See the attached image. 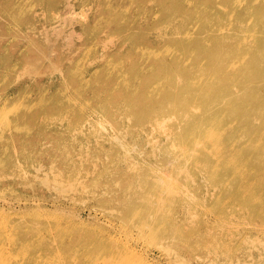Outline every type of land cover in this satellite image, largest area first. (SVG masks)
Returning a JSON list of instances; mask_svg holds the SVG:
<instances>
[{"label":"rangeland","instance_id":"374dc122","mask_svg":"<svg viewBox=\"0 0 264 264\" xmlns=\"http://www.w3.org/2000/svg\"><path fill=\"white\" fill-rule=\"evenodd\" d=\"M248 49L264 51V0H0V264H82L102 241L198 264L206 225L202 264H264V52ZM232 78L218 106L251 110L237 129L209 112Z\"/></svg>","mask_w":264,"mask_h":264},{"label":"bare ground","instance_id":"6f19581e","mask_svg":"<svg viewBox=\"0 0 264 264\" xmlns=\"http://www.w3.org/2000/svg\"><path fill=\"white\" fill-rule=\"evenodd\" d=\"M211 1L212 0H202V8L205 9L206 11H207V9L210 10ZM177 8H178L177 5H174L171 10L176 11ZM221 8H222V10H224L223 7H221ZM197 12H198V9L196 8L191 12V14L186 19L179 17L177 19V21L174 20V22H176L178 24L179 28L182 30L183 26L186 23L192 21L196 17ZM251 15L255 20H258L257 15H254V14H251ZM255 44H258V43H255ZM176 46H177V44L175 41V43H172L171 46L166 47V48H168L167 50H170V52L175 57L180 58L181 55L178 53V51L176 50V52H175V49H177V48H175ZM200 50L202 51V52L200 51V53L202 55H203V53L206 54L208 59H210V60L216 59V51L215 50L209 51L208 53H206V52H204L202 46H201ZM261 52H264V51H261ZM261 52L252 54L250 49L247 50V53H250V55H252V60L256 56H261V55H259ZM218 57L221 58L220 55ZM202 63H204V62H202ZM260 75H261L262 79H264V70L260 72ZM236 84H238V83L236 82ZM233 85H235L234 78H232L228 82L227 86H225L224 84L217 86V88L215 89V92L218 94V96L219 95L220 96L217 97V100L214 103H211L212 109L209 110V112L212 110L222 111L221 114L224 116V118L226 120H228L229 122L235 121V129H237L238 122H241L244 124L247 123L248 114L251 110L246 109L243 105H241L239 103V101L238 102L231 101L226 106H223V107L218 106V101L221 99L222 94L227 95L228 100L232 99L230 93H231V88ZM234 88H235V86H233V89ZM225 90H226V92H225ZM226 93H228V94H226ZM166 96H168V94H166ZM166 96H159V99L162 103L167 100L168 97H166ZM206 101H207V98H206ZM263 104L264 103H262L261 105H263ZM162 107L163 106L161 104L159 107V110L162 109ZM172 110L175 111L176 113H179L181 115L183 121L186 120L187 118L189 119V121L192 120L190 117H188L187 113L180 112V111L176 110L175 108H172ZM254 113L259 115L260 119L264 118V113L259 108H257L256 106L254 108ZM144 114L148 116V122L151 123L152 119H155V121L157 122V120H158L157 111L147 109L144 111ZM190 123H194V122L191 121ZM255 134L256 133L254 132V135L251 137V139H249L250 141L255 140V137H256ZM223 136L225 138V135H223V129L220 126L216 130L212 131V138L209 139V142L212 144V151H214L213 148L215 146L220 147L223 150H226V149L228 150L229 147L227 145H225V142L227 139L223 140ZM219 137H221V138H219ZM194 148L197 149V146H194ZM194 148L192 150H195ZM226 162H229V161H226ZM231 166L233 168V173L236 175L237 168H236L235 163H232ZM32 167H34L35 170L38 171V170L42 169L43 164L40 162L36 163V164L33 163ZM51 168H53V165H50V169ZM240 172H247V170L241 169ZM236 177H237V175H236ZM38 183L42 188H46V189L49 188V182L46 179L38 180ZM242 183H244L245 185L252 186V185H254L255 181L246 180L244 182V180H243ZM28 186L30 189L34 190V186H32V185H28ZM249 197H251L252 199H255V200H259L262 196H260L256 193H252L249 195ZM258 211H259L258 214H259L260 218L264 219V208H261ZM143 225L144 226L146 225L145 228L148 227V223L147 224L144 223ZM200 227H201L199 229L200 234L197 236L198 239L196 238L197 241L194 243L195 245L188 248L187 251L189 253L190 258L196 260L198 262V264H202L205 261L213 262L215 260V258H210L209 253L205 250L207 247L201 246L203 244V241H204L203 238H201L202 236L208 235L209 237H211V234L209 232V231H211V226L206 225L203 228H202V226H200ZM257 230L262 235V238H258V240H259L258 242L260 245L263 246L264 245V235H263L264 229L263 228H257ZM175 233H176V230H175ZM55 246H56L55 243H51V244L42 245L41 248H43V250H45V251H50ZM91 253L93 256L89 259H86L85 262L82 261V264H139V262L136 259H134L128 253V251L125 248L120 249V248L111 246V244L106 242V241H102V242L98 243Z\"/></svg>","mask_w":264,"mask_h":264}]
</instances>
